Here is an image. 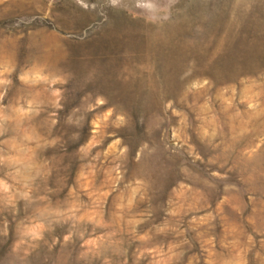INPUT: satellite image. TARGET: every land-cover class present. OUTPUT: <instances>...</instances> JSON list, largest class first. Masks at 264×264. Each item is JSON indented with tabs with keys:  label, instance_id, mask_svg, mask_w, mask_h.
<instances>
[{
	"label": "rangeland",
	"instance_id": "1",
	"mask_svg": "<svg viewBox=\"0 0 264 264\" xmlns=\"http://www.w3.org/2000/svg\"><path fill=\"white\" fill-rule=\"evenodd\" d=\"M124 2L0 0V179L82 216L53 243L6 213L0 264H264V0Z\"/></svg>",
	"mask_w": 264,
	"mask_h": 264
},
{
	"label": "clouds",
	"instance_id": "2",
	"mask_svg": "<svg viewBox=\"0 0 264 264\" xmlns=\"http://www.w3.org/2000/svg\"><path fill=\"white\" fill-rule=\"evenodd\" d=\"M107 3L115 7L117 0H107ZM122 7L130 14L151 20L150 10L159 6L152 3L151 0H125ZM87 113L90 131L93 135L102 133L106 137H113L109 144L110 150L119 145L118 156L128 154L131 157L136 152V148L123 141L118 134L124 127L125 117L118 113L114 105H109L107 98L99 94L96 95L90 101ZM89 114L91 115L89 116ZM96 143L98 144L99 141L97 140ZM119 178L117 174L116 179L119 180ZM29 179H36V175H30ZM0 185H3L0 190V223L7 224L9 222L6 213L10 212L15 224L23 223L26 236H30L33 230H37L40 232L37 239L52 240L55 243L54 237L63 235L74 221L82 219V216L68 204L56 203L54 196L49 198L47 191H25L21 182L7 179H0ZM22 209L25 212L24 215L20 214Z\"/></svg>",
	"mask_w": 264,
	"mask_h": 264
}]
</instances>
